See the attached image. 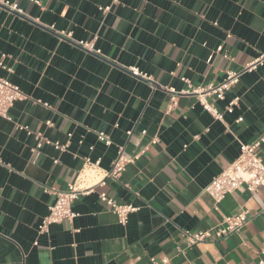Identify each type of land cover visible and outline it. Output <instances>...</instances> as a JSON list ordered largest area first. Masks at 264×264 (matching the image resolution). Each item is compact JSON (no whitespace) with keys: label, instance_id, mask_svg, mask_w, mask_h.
Here are the masks:
<instances>
[{"label":"crops","instance_id":"0c3cea01","mask_svg":"<svg viewBox=\"0 0 264 264\" xmlns=\"http://www.w3.org/2000/svg\"><path fill=\"white\" fill-rule=\"evenodd\" d=\"M9 1L24 13L0 9V57L13 68L0 74L27 98L14 104L9 118L0 116V264H149L152 258L263 264L264 186L254 193L239 189L218 204L205 188L238 157L241 142L264 134V65L245 72L216 101L223 110L240 97L224 121L192 94H176V105L168 107L172 90L187 87L182 77L195 86L220 83L226 71L264 53V0H122L107 14L99 6L111 0ZM95 36L102 55L76 43ZM18 123L67 149L33 153L35 139ZM99 131L110 135L111 145L98 139ZM148 144L118 179L78 196L72 222L39 232L56 200L45 187L67 190L87 156L109 170L120 150L132 157ZM260 154L264 160V143ZM103 191L139 207L127 224L99 198ZM242 209L249 221L240 232L188 244L189 234L217 227Z\"/></svg>","mask_w":264,"mask_h":264},{"label":"built area","instance_id":"2783aa9c","mask_svg":"<svg viewBox=\"0 0 264 264\" xmlns=\"http://www.w3.org/2000/svg\"><path fill=\"white\" fill-rule=\"evenodd\" d=\"M121 2L122 0H111L108 5L99 6V10L107 14L114 6L121 4ZM2 8H7L11 12L24 13L16 3L10 2L9 0H0V9ZM50 28L55 30V26L53 25L50 26ZM56 32L62 36L61 38H71V34L65 30H56ZM76 43L87 51L102 55V50L96 46V36L89 40L76 41ZM5 57V54H2L0 57V69L13 73V68L4 63ZM224 57L228 58L227 55H224ZM259 65H264V53L260 54L252 62L246 64L241 70L226 71L225 78L220 83L195 86L189 78L182 77L187 87L180 91L172 90L174 95L171 97V104L168 107V111L176 105V94H192L196 97L197 102L202 108L210 113L215 120L224 121L225 114L233 113L235 107L239 105L240 97L235 96L230 99L223 110L216 105V101L224 100L226 98V93L240 82L241 76L245 72L255 70ZM130 70L136 75L148 78L146 74L140 72L136 67H131ZM26 98L27 96L19 85L11 81L9 77L0 74L1 117L9 118L10 110L14 104ZM210 98H214V101H211ZM240 121L241 118H238L237 122ZM47 124L52 125V122L47 121ZM16 128L25 131L27 135L35 139V145L31 148L33 153L40 151L45 146H51L59 152H64L68 147L67 143L63 144L58 140H53L46 136L44 132L33 130L28 124L18 123ZM127 133L131 135L132 131L130 130ZM143 133H146V131ZM97 135L98 139L105 145L109 146L112 144V139L106 132L99 131ZM69 136H71V134H69ZM195 137L197 138L198 136ZM158 141L159 138L156 136L152 138L150 144H156ZM263 143L264 134L251 143L241 142L238 157L230 164L226 165L206 186L205 191L214 198L216 204L222 202L229 193L239 189L245 188L247 191L254 193L264 186V160L260 154V148ZM150 144L146 145L142 152L132 157L126 156L123 151L120 150L109 170L101 168L100 160L92 162L90 157L87 156L84 158L83 168L76 182L70 184L67 190L55 191L49 187H45L44 192L54 193L56 195V200L53 204L48 206V213L39 224V232L48 233L53 224H59L64 221L72 222L78 216V213L75 212L72 207L73 202L78 196L91 192L96 185L106 186L107 178L118 179L126 170L127 166L138 159L140 155L149 148ZM58 161V158L54 159V163H58ZM2 164L3 162L0 159V166ZM96 179H99L98 182H95ZM99 198L118 216L121 224H127L130 214L139 210V207L133 204H121L117 202L104 191L99 193ZM248 221L249 211L247 209H242L233 216H225L221 224L217 227L199 230L189 234L187 239L188 244L192 245L208 240L224 239L227 236L240 232ZM261 252L264 254V247L261 249ZM262 263L264 264V260ZM149 264L160 263L155 258H152Z\"/></svg>","mask_w":264,"mask_h":264}]
</instances>
